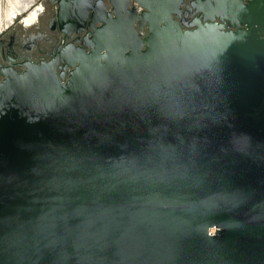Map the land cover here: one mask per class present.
I'll list each match as a JSON object with an SVG mask.
<instances>
[{
    "label": "water",
    "instance_id": "95a60500",
    "mask_svg": "<svg viewBox=\"0 0 264 264\" xmlns=\"http://www.w3.org/2000/svg\"><path fill=\"white\" fill-rule=\"evenodd\" d=\"M109 2L0 82V264H264V0Z\"/></svg>",
    "mask_w": 264,
    "mask_h": 264
},
{
    "label": "flooded vegetation",
    "instance_id": "af4514ba",
    "mask_svg": "<svg viewBox=\"0 0 264 264\" xmlns=\"http://www.w3.org/2000/svg\"><path fill=\"white\" fill-rule=\"evenodd\" d=\"M71 1L0 0V82L10 73L24 72L29 63L54 62L56 71L67 76L73 61H66L61 54L91 50L94 29L101 25L99 21L108 19L112 6L109 0H75L71 11L59 13L61 6ZM129 4L138 14L143 11L134 1ZM176 4L183 30L193 28L196 21L235 29L213 12L206 13L210 19H204L197 0H176ZM140 33H147L146 25Z\"/></svg>",
    "mask_w": 264,
    "mask_h": 264
},
{
    "label": "built area",
    "instance_id": "2783aa9c",
    "mask_svg": "<svg viewBox=\"0 0 264 264\" xmlns=\"http://www.w3.org/2000/svg\"><path fill=\"white\" fill-rule=\"evenodd\" d=\"M209 234H213V231L211 230V231H209Z\"/></svg>",
    "mask_w": 264,
    "mask_h": 264
},
{
    "label": "bare ground",
    "instance_id": "6f19581e",
    "mask_svg": "<svg viewBox=\"0 0 264 264\" xmlns=\"http://www.w3.org/2000/svg\"><path fill=\"white\" fill-rule=\"evenodd\" d=\"M6 14V13H5Z\"/></svg>",
    "mask_w": 264,
    "mask_h": 264
}]
</instances>
